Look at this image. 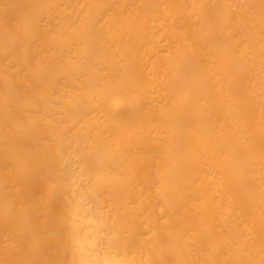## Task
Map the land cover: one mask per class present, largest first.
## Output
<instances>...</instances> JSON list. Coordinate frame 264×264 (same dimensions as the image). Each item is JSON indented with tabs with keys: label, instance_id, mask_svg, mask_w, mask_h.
I'll return each mask as SVG.
<instances>
[{
	"label": "bare ground",
	"instance_id": "obj_1",
	"mask_svg": "<svg viewBox=\"0 0 264 264\" xmlns=\"http://www.w3.org/2000/svg\"><path fill=\"white\" fill-rule=\"evenodd\" d=\"M0 264H264V0H0Z\"/></svg>",
	"mask_w": 264,
	"mask_h": 264
}]
</instances>
